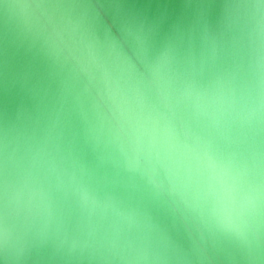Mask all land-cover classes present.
I'll return each mask as SVG.
<instances>
[{
	"label": "water",
	"instance_id": "1",
	"mask_svg": "<svg viewBox=\"0 0 264 264\" xmlns=\"http://www.w3.org/2000/svg\"><path fill=\"white\" fill-rule=\"evenodd\" d=\"M262 20L259 0H0V264H264Z\"/></svg>",
	"mask_w": 264,
	"mask_h": 264
},
{
	"label": "clouds",
	"instance_id": "2",
	"mask_svg": "<svg viewBox=\"0 0 264 264\" xmlns=\"http://www.w3.org/2000/svg\"><path fill=\"white\" fill-rule=\"evenodd\" d=\"M259 3L264 4V0H259ZM260 32L261 35L264 36V20L260 22ZM261 66L264 67V60L261 61ZM262 87H264V78H262ZM262 108H264V104H262ZM163 135L169 143H172V141L175 139V132L171 128V126H165V128L163 129ZM172 146L175 147L174 144ZM184 147L188 152H195L196 159L198 161H201L202 166L203 163L206 162L207 167L213 170V173L215 174L214 170L216 168V164L207 151H197L187 145ZM184 187L187 188L188 185L186 184ZM260 200L261 197L259 195L250 199L249 204L253 212H258ZM214 214L216 216L218 224L222 228H224L226 231L235 233L241 239L247 240L248 230L250 227L247 221L241 220L239 217L234 216L231 212H228L222 208L215 209ZM252 228L254 235L256 236L257 240H259L262 232H264V222L258 221L254 226H252Z\"/></svg>",
	"mask_w": 264,
	"mask_h": 264
}]
</instances>
